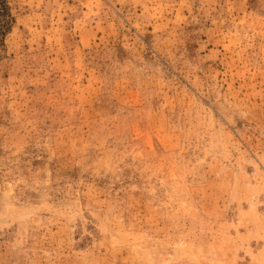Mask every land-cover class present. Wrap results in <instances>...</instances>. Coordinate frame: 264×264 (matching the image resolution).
<instances>
[{"label": "rangeland", "instance_id": "374dc122", "mask_svg": "<svg viewBox=\"0 0 264 264\" xmlns=\"http://www.w3.org/2000/svg\"><path fill=\"white\" fill-rule=\"evenodd\" d=\"M0 264H264V0H7Z\"/></svg>", "mask_w": 264, "mask_h": 264}, {"label": "trees", "instance_id": "16d2710c", "mask_svg": "<svg viewBox=\"0 0 264 264\" xmlns=\"http://www.w3.org/2000/svg\"><path fill=\"white\" fill-rule=\"evenodd\" d=\"M14 21L7 0H0V44L3 42V36L11 30Z\"/></svg>", "mask_w": 264, "mask_h": 264}]
</instances>
